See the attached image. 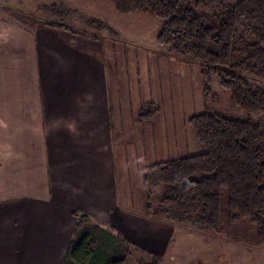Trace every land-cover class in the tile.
Segmentation results:
<instances>
[{
	"label": "crops",
	"instance_id": "obj_1",
	"mask_svg": "<svg viewBox=\"0 0 264 264\" xmlns=\"http://www.w3.org/2000/svg\"><path fill=\"white\" fill-rule=\"evenodd\" d=\"M53 1L0 0V264H63L78 211L133 243L126 264H216L165 260L176 227L147 216L145 168L205 151L190 61L50 27Z\"/></svg>",
	"mask_w": 264,
	"mask_h": 264
},
{
	"label": "trees",
	"instance_id": "obj_2",
	"mask_svg": "<svg viewBox=\"0 0 264 264\" xmlns=\"http://www.w3.org/2000/svg\"><path fill=\"white\" fill-rule=\"evenodd\" d=\"M110 1L122 14L143 12L159 19L161 46L199 62L204 74L217 73L236 106L264 113V88L258 81L264 79V0ZM59 6L49 5V11L56 8L61 15L48 26L102 37L74 29ZM158 112L155 104L144 105L140 120L149 121ZM190 122L205 151L145 168L147 216L214 235L221 233L224 215L231 224L249 219L257 228L255 243L264 246V118L236 119L205 110ZM77 215L63 264L127 263L130 240L94 224L82 211Z\"/></svg>",
	"mask_w": 264,
	"mask_h": 264
},
{
	"label": "rangeland",
	"instance_id": "obj_3",
	"mask_svg": "<svg viewBox=\"0 0 264 264\" xmlns=\"http://www.w3.org/2000/svg\"><path fill=\"white\" fill-rule=\"evenodd\" d=\"M42 1L50 0H38V2ZM53 2L62 3L59 6L60 9L63 7L66 9L64 11L66 23L78 31L87 30L86 32L89 34H97L102 36L101 38L105 36V45L107 39H110L108 44L117 49H124L128 53H157L166 50L157 41L162 22L152 15L143 12L122 14L110 0H54ZM44 15H46L47 23L57 20L61 13L53 15L51 11H45ZM101 25L102 27H99ZM169 54L173 58H177V62L180 61V65L184 68L183 64L186 59L183 60L182 57ZM127 61L130 62V58ZM188 61L191 64L194 80L202 87L204 93V111L219 112L236 119L263 120L264 113L251 114L233 103L230 93L220 85L217 73L204 74L199 62ZM135 64L138 65V62ZM131 65L129 63L127 66ZM185 65L187 64L185 63ZM196 67L200 69L199 75L193 74ZM258 81L259 86L264 88V79ZM180 108L181 105H177L174 114H178L177 111ZM175 227L176 229L168 240L175 249L171 248L172 250L169 251V255L167 253L165 260H215L216 264H264V246H258L255 243L257 228L249 219L231 224L228 222L227 216L224 215L221 233L218 235L201 230H190L180 225ZM153 258L148 253L138 251L131 259L130 264H146L148 259Z\"/></svg>",
	"mask_w": 264,
	"mask_h": 264
}]
</instances>
